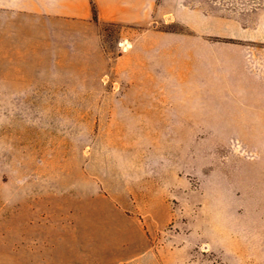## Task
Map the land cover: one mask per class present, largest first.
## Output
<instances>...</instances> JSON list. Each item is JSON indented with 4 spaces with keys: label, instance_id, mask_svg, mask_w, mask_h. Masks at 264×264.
<instances>
[{
    "label": "rangeland",
    "instance_id": "rangeland-1",
    "mask_svg": "<svg viewBox=\"0 0 264 264\" xmlns=\"http://www.w3.org/2000/svg\"><path fill=\"white\" fill-rule=\"evenodd\" d=\"M207 1L235 20L228 33L68 24L0 58L3 237L16 203L23 223L5 264L81 263L83 250L106 247L81 229L26 225L28 203L95 196L146 226L147 253L128 264H264V91L242 90L252 63L264 76V44L238 37L264 17V0Z\"/></svg>",
    "mask_w": 264,
    "mask_h": 264
},
{
    "label": "crops",
    "instance_id": "crops-1",
    "mask_svg": "<svg viewBox=\"0 0 264 264\" xmlns=\"http://www.w3.org/2000/svg\"><path fill=\"white\" fill-rule=\"evenodd\" d=\"M207 0H0V58H14L17 51L19 58L23 57L18 50L23 45L35 42H51L52 33L58 29H66L68 24L92 25L97 21L146 25L159 20L167 22L180 21L197 29L199 32L216 33L213 24H222L223 28H232L235 20L219 17L207 12ZM210 3V2H209ZM264 17L251 20V28L243 29L238 35L242 41L250 42L251 48L264 44ZM261 31V32H260ZM42 38H41V37ZM251 56L257 57L259 53ZM253 56V58H254ZM247 57L244 52L242 58ZM242 59V60H243ZM245 64V61H243ZM256 65L255 67H252ZM250 79H242L245 85L242 90L264 91V76L259 72V63H252ZM243 74V73H242ZM250 82V83H249ZM249 85V88L247 87ZM259 94H256L255 98ZM85 204L69 205L63 201H42L26 204L27 211L34 217L27 219L26 225L42 228L44 236L50 228H58L59 235L67 229L83 230L84 240L105 241L106 247L100 250H83L82 262L74 264H128L131 260L139 259L147 253L146 226L140 219L121 208L113 197L95 196ZM82 203V202H81ZM70 210V215L66 210ZM10 220L11 235L6 238L3 234L8 231L9 220L0 219V264L12 263L17 260L19 243V227L23 225L16 217L19 206L16 203ZM57 212V216H52ZM108 212L107 214H103ZM92 232H91V231ZM103 232L97 235L95 232ZM91 234V235H90ZM62 237V236H61ZM6 245V249L3 245ZM10 249L9 262L3 250ZM86 259V260H85ZM15 263V262H14Z\"/></svg>",
    "mask_w": 264,
    "mask_h": 264
}]
</instances>
